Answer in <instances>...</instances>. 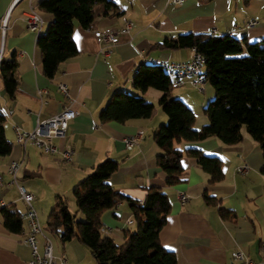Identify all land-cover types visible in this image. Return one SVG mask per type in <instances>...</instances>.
<instances>
[{
  "label": "crops",
  "instance_id": "crops-1",
  "mask_svg": "<svg viewBox=\"0 0 264 264\" xmlns=\"http://www.w3.org/2000/svg\"><path fill=\"white\" fill-rule=\"evenodd\" d=\"M42 0H0V28L8 16L4 35L1 33L0 59L16 54L18 88L10 98L0 79V113L5 116V135L13 148L10 155L0 156V201L21 218V230L5 226L4 210L0 212V264H24L32 259L31 249L24 243L29 232L28 222L22 218L27 206L9 173L12 162L21 163L18 183L36 198L34 206L44 234L53 243L56 261L64 258L67 264H97L90 249L77 239L62 242L47 230L48 216L61 196L68 201L70 211L77 213L74 188L94 168L110 158L119 163L109 183L121 194L144 202L152 187L165 192L171 203L166 226L160 233L162 246L173 252L177 264H240L233 257L241 252L256 264H264V157L260 146L243 129L244 139L237 145H226L217 137L204 141L175 145L179 150L196 148L223 163L224 178L211 184L210 175L196 159L184 157L185 174L179 183L167 185V175L157 164L162 150L154 140V133L168 123V116L159 105L163 93L149 88L142 92L135 88L136 72L149 60L178 63L194 57L195 49H163L166 40H177L185 34L231 36L249 43L264 42V0H110L94 8L91 29L75 23L73 39L78 55L62 63L56 76L49 79L43 70V56L37 46L38 34L30 31L27 18L35 12L43 19L40 35L47 33L53 16L40 8ZM257 19L254 28L247 24ZM130 25V27H128ZM125 31L119 42L110 47L99 40L93 30ZM213 35V34H212ZM110 49V52L108 50ZM190 79L183 85L175 81L171 97L182 100L195 113V126L209 123L207 105L216 92L210 83L204 90L194 87ZM67 86L69 97L59 85ZM42 91V94L40 93ZM116 92L142 97L154 106L148 119H132L125 123H103L100 113ZM73 106L79 116L70 122L65 140L56 141L61 150L70 145L73 161L64 163L60 153L45 154L34 145L25 148L16 142V128L33 131L37 121L60 113ZM138 132L144 139L132 151L123 140ZM248 166L244 173L238 169ZM215 197L217 205H208L205 192ZM181 193L188 201L182 204ZM223 208L232 216L223 218ZM79 215V214H78ZM77 215V217H78ZM102 233L118 246L124 243L125 233L134 231L129 204L123 202L102 216ZM43 254L44 240L39 237Z\"/></svg>",
  "mask_w": 264,
  "mask_h": 264
},
{
  "label": "trees",
  "instance_id": "trees-1",
  "mask_svg": "<svg viewBox=\"0 0 264 264\" xmlns=\"http://www.w3.org/2000/svg\"><path fill=\"white\" fill-rule=\"evenodd\" d=\"M110 0H42L41 10L51 14L53 21L44 35H39L37 46L43 56V70L53 79L62 63L78 55L73 39L75 23L89 29L94 20V8L99 3L110 5ZM0 28V40H1ZM158 47L163 49H195L206 59L207 82L215 92V99L205 108L209 123L195 126V113L182 100L171 97L174 87L169 74L156 64H143L136 72L134 86L144 92L149 88L163 93L159 105L168 116V123L154 133V140L162 154L157 157L158 167L167 175V185L179 183L185 174L184 157L197 160L210 175V183H220L224 178L222 161L208 156L196 148L179 150L176 143H195L211 137L219 138L226 145H237L244 139L243 129L260 146L264 157V42L249 43L231 36L212 34H185L177 40H166ZM16 54L0 61V79L10 98H15L17 79ZM154 106L142 97L125 92L112 95L108 105L100 113L103 123H125L132 119H148ZM13 145L5 135V116L0 113V156L11 154ZM119 163L106 159L82 180L73 191L77 213L69 209L68 201L58 196L47 220V230L62 242L77 239L90 249L97 264H177L173 252L160 242V233L166 226L171 203L165 192L152 187L147 190L144 202L135 201L109 183L118 170ZM264 173V168L262 169ZM208 205H217L215 197L206 191ZM127 202L133 215L134 231L125 233L124 243L102 233V216ZM82 214L84 219L77 220ZM223 218L232 216L230 211L219 209ZM7 228L21 230V218L16 212L4 210Z\"/></svg>",
  "mask_w": 264,
  "mask_h": 264
},
{
  "label": "built area",
  "instance_id": "built-area-1",
  "mask_svg": "<svg viewBox=\"0 0 264 264\" xmlns=\"http://www.w3.org/2000/svg\"><path fill=\"white\" fill-rule=\"evenodd\" d=\"M184 1L185 0H173L175 4H183ZM257 23L258 20L255 19L247 24V28H254ZM7 25L8 16L1 23V32L3 35L6 31ZM27 25L30 31L38 34L39 36L43 26V19L39 14L32 12L27 18ZM130 25L131 24H129L128 27H130ZM93 31L94 35L99 40L107 43L110 47L118 44L119 35L121 32H125L115 30ZM212 34L215 36L216 32L214 31ZM108 52H110V49ZM149 63L160 65L177 85H183L186 79H190V82L194 87L203 91L204 86L207 83L205 72L206 59L203 55L197 52L193 58L184 62L168 63L150 59ZM59 89L63 92V94L69 97L66 85L60 84ZM40 93L42 94V91H40ZM78 116L79 112L73 106L64 107L60 113L55 114L48 119L38 120L36 128L33 131L28 132L22 130L21 128H16V142L24 148L29 144L34 145L35 147L41 149L45 154L60 153L62 162L71 163L75 153L73 148L66 144L60 150L58 146H56L55 142L65 140L70 122L75 120ZM143 139L144 133L138 132L133 136L125 137L123 143L126 150L132 151ZM20 168L21 163L12 162L9 166V173L13 176V183L18 187L21 197L27 206V211L22 215V218L25 219L29 225V232L24 238V243L31 249L32 259L24 264H58L56 257L54 256L52 240L44 234L39 220V214L34 206L36 198L33 194L28 193L26 189L18 183V172ZM247 169L248 166H244L239 168L238 172L244 173ZM0 184L2 183L0 182ZM188 198L189 197L185 193H181L179 195V199L182 204H186ZM7 208L8 204L4 201H0V212ZM39 237H42L44 240L43 254H41L39 250ZM233 257L236 261L240 262V264H256L241 252H235ZM60 264H67V261L62 258L60 260Z\"/></svg>",
  "mask_w": 264,
  "mask_h": 264
},
{
  "label": "rangeland",
  "instance_id": "rangeland-1",
  "mask_svg": "<svg viewBox=\"0 0 264 264\" xmlns=\"http://www.w3.org/2000/svg\"><path fill=\"white\" fill-rule=\"evenodd\" d=\"M84 219L83 215L79 213L77 220L82 221Z\"/></svg>",
  "mask_w": 264,
  "mask_h": 264
}]
</instances>
